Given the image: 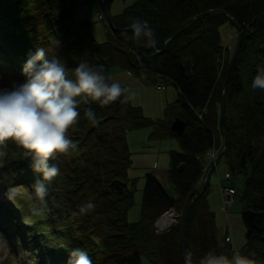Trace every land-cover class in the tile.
<instances>
[{
	"label": "trees",
	"instance_id": "trees-1",
	"mask_svg": "<svg viewBox=\"0 0 264 264\" xmlns=\"http://www.w3.org/2000/svg\"><path fill=\"white\" fill-rule=\"evenodd\" d=\"M77 1L0 0V63L5 68L2 88L25 83L23 66L43 47L49 57L57 56L70 70L84 60L94 67L103 66L108 76L117 66L128 73L144 72L146 78L158 76L168 81L178 94L169 110L180 109L185 129L180 136L172 135L169 119H148L130 102L118 100L106 106L82 103L79 122L68 132L76 147L50 161L60 169L47 197L52 211L34 213L42 205L34 198L32 186L42 180V174L32 170L31 159L24 157L22 148L8 141L7 148L0 150L5 153L0 155V178L26 193L17 198V207L8 206L1 212L7 223H13L16 235L35 246L32 255L37 264H67L74 248L86 251L92 264H145L142 259L147 264H184L181 223L161 234L155 233L153 225L169 209L184 212L205 176L204 153L211 147L217 152L222 148L219 106L222 77L231 57L222 67L216 62L221 52L217 28L229 20L216 13L196 20L167 41L164 52L141 65L139 48H147L149 40L132 38L131 29L121 32L108 27L106 41L97 43L91 23L75 17ZM113 1L103 0L102 5L114 28H127L133 20L144 23L158 50L165 39L206 11L227 14L240 29L239 51L226 78L221 122L227 148L222 159L231 175L245 177L239 213L245 245L238 251L242 255L254 252L253 258L264 264V90L251 87L258 68H264V0H137L115 15L110 12ZM53 38L59 41L58 47ZM186 61L191 62L190 77L183 70ZM69 78H73L71 72ZM86 108L95 112V123L85 117ZM145 128L151 129V138L176 140L179 150L167 153L166 176L173 195L151 173H145L139 218L128 222L134 206V184L129 185L127 176L131 167L127 134ZM207 189L193 201L187 215L183 247L196 261L209 251L229 257L232 253L230 245L217 241ZM89 202L95 208L79 215L78 205ZM26 220L31 222L30 228L21 225Z\"/></svg>",
	"mask_w": 264,
	"mask_h": 264
},
{
	"label": "clouds",
	"instance_id": "clouds-1",
	"mask_svg": "<svg viewBox=\"0 0 264 264\" xmlns=\"http://www.w3.org/2000/svg\"><path fill=\"white\" fill-rule=\"evenodd\" d=\"M133 37L151 39V33L144 23L131 25ZM56 47L59 41L53 38ZM69 72L73 78H69ZM22 74L26 82L12 89L0 88V150L7 148L12 141L24 150L25 158L31 159V168L42 174L32 186L34 198L42 207L34 209L37 215L51 212L47 197L55 178L60 174L59 167L50 163L58 154L67 155L76 146L68 136L69 129L79 122V106L98 102L102 106L116 101L128 104L136 93L118 82H111L103 66H91L82 60L75 68L68 69L61 60L49 57L45 48H38L30 55L23 66ZM252 89L264 90V68H258ZM85 117L96 122V114L91 108L84 111ZM0 155H5L0 151ZM15 188H10L9 199L14 198ZM95 208L92 203L78 205V214L85 215ZM255 253L242 255L234 251L231 257L224 253L209 251L194 260L191 252L185 253L184 264H258ZM67 264H92L86 251L74 248L69 253Z\"/></svg>",
	"mask_w": 264,
	"mask_h": 264
},
{
	"label": "rangeland",
	"instance_id": "rangeland-1",
	"mask_svg": "<svg viewBox=\"0 0 264 264\" xmlns=\"http://www.w3.org/2000/svg\"><path fill=\"white\" fill-rule=\"evenodd\" d=\"M135 1L137 0H114L112 5L110 4V12L114 15L119 14L125 7L132 5L131 3ZM78 2L80 5H78ZM96 13H102L99 0L77 1V5L75 6L74 10L75 17L82 20H87L91 23V34L95 41L101 44L107 39L105 35L107 33L108 24L104 16L98 20L95 16ZM217 30L219 32L221 52L219 55H217L216 62H218L219 66L222 67L226 64L228 57H232L235 52L234 49L238 41V31L234 28L230 21H225L222 23L220 26H218ZM154 48L155 50H158L156 47ZM3 71H5V68L0 66V73L2 74ZM109 76L111 77V82H118L123 87H127L136 93L135 99L130 103L134 107L138 106V108L141 109L143 114L142 116L153 120L169 119V106L177 99L178 94L175 87L168 81L163 82L158 76L155 78H143L141 74L135 75L133 73H128L117 66L112 67L109 70ZM2 85V80L0 79V88ZM157 86H160L159 90H156ZM151 132V129L145 128L130 132L129 135H127V145L131 153V167L128 169L127 176L129 179V185L132 183L134 184V206L131 208V210H129L127 215L128 222H135L138 220L137 218H139L142 191L141 187L143 186V177L145 173H151L153 177H155L161 183V186L166 188L168 194L173 195V191L167 184L166 174L169 168V159L167 153L170 150L178 151V145L174 137L162 139L160 137L151 138V136H149ZM204 154L206 163H208V166H206L205 169L206 172V170L212 166V163L216 159V154L213 151H211L209 154L206 151ZM228 170L227 164L223 161V159H221L219 164L211 172V180L209 182L206 195L207 205H209V210L214 215L217 241L219 244L223 243L224 238L228 236L230 238L228 245L231 246L232 255L234 251L240 250L241 247L245 245V230L239 214L243 207V203L240 202V196L243 191V182L245 177L244 175L242 176L238 174H228V176H226L225 174L229 173ZM227 187H233V189H235L234 194H236V196L232 202L230 210L227 213H223L221 212L220 208L223 205L222 203L225 197L224 192L226 190L225 188ZM10 188H15L13 200L9 199L8 196ZM23 193H26L23 188L18 189L17 187H11L4 178L0 180L1 204H9L13 201L17 202L16 200L18 196L23 195ZM166 212L173 213L174 210L169 209ZM157 222L159 221L156 220L153 225L155 233L159 232L155 228ZM26 223L28 225L27 221ZM15 243L16 242H14V244ZM9 244H13L12 241L7 240L6 242L4 237L0 235V255L7 257L5 264H32V261L29 258L31 248L25 245L24 252L17 254L18 249L16 247L18 246L16 244L15 252L10 253L9 246H7ZM142 260L145 264H147L144 259Z\"/></svg>",
	"mask_w": 264,
	"mask_h": 264
},
{
	"label": "water",
	"instance_id": "water-1",
	"mask_svg": "<svg viewBox=\"0 0 264 264\" xmlns=\"http://www.w3.org/2000/svg\"><path fill=\"white\" fill-rule=\"evenodd\" d=\"M99 4H100V7L102 9V11L104 12L103 15H105V18L107 20V23H108V26L109 28L111 29V31H128L131 29V25L133 23H137L135 20H133L130 24L129 27L127 28H124V29H115L113 24H112V20L109 16V14L107 13V11L104 9V6L102 5L103 4V0H99ZM215 13H219V14H223L229 21L230 23L234 26L235 29H237L238 31V35H237V44H236V47H235V52L233 54V56L231 57V61L227 67V69L225 70L226 72L224 73L223 77H222V94H221V99H220V106H219V112H220V118H219V122H220V128H219V133H221L222 135V149L218 152V155L216 157V159L214 160V162L212 163V166L206 170L205 172V176L203 178V181H202V187L201 189L199 190L198 193H195L193 198L185 205V209H184V212L182 214V222H181V227H182V230H181V240H180V247H181V253H182V258L185 259V252H184V247H183V244H184V240H185V231H186V223H187V218H188V212L190 210V208L192 207V203L195 199L199 198L200 196H202L203 192L205 191V189L208 187L209 185V181H210V178H211V172L212 170L215 168V166H217L219 164V161L220 159L222 158V156H224L226 154V148H227V134L226 132L223 131V128H222V119L224 117V107H225V97H226V78L228 76V73H229V70L231 68V66L233 65V63L235 62V59L237 57V54H238V48L240 46V42H241V33H240V29L238 28L237 24L235 23V21L233 19H231L227 14H224L223 12L221 11H218V10H215V11H206L205 13H202V14H199L197 16H195L190 23H188L187 25H185V27H183L182 29L178 30V31H175L174 34H172L171 36H169L167 39H165V41L163 42V46L161 48V50H155L154 48V39H153V36H152V33H151V39H150V42L148 43L149 46L147 48H139V56H140V59L142 61L143 64L147 63L151 58L155 57L156 55L158 54H161L162 52H164V49H165V44L167 41L169 40H172L173 38H175V36L181 34L182 32H184L186 29H188L190 26H192L196 20L198 19H201L203 17H205L206 15H212V14H215ZM145 27L149 30L148 26L145 25ZM150 32V30H149ZM148 52H152L150 53V55H146V53ZM183 70H184V73L186 74V77H190L192 72H191V62L189 61H186L184 62L183 64ZM179 111L180 109H171L169 115H170V122H169V132L172 134V135H175V136H180V134L183 133L184 129H185V123L184 121L179 117ZM182 167L183 165L181 164L179 167H178V171H181L182 170Z\"/></svg>",
	"mask_w": 264,
	"mask_h": 264
},
{
	"label": "built area",
	"instance_id": "built-area-1",
	"mask_svg": "<svg viewBox=\"0 0 264 264\" xmlns=\"http://www.w3.org/2000/svg\"><path fill=\"white\" fill-rule=\"evenodd\" d=\"M99 19L102 18L101 15H97ZM209 154V152H208ZM228 176V175H226ZM233 195H234V191L231 190V189H226L225 192H224V196H225V199H224V207L222 210L225 209V207L227 206H231L232 204V201H233ZM169 212H166L162 217L161 219L159 220V222L156 223L155 225V228L159 231V232H163V231H166L170 228V226H173L176 221L180 218L179 217V214H177L175 211L173 213H169ZM168 215H171V216H168ZM168 218V222L166 221H163L164 219Z\"/></svg>",
	"mask_w": 264,
	"mask_h": 264
},
{
	"label": "bare ground",
	"instance_id": "bare-ground-1",
	"mask_svg": "<svg viewBox=\"0 0 264 264\" xmlns=\"http://www.w3.org/2000/svg\"><path fill=\"white\" fill-rule=\"evenodd\" d=\"M223 207H224V204L222 205V207L220 208V210H221V212H223V213H227L229 210H230V207L229 206H227V207H225V209L224 210H222L223 209ZM168 218H166V219H164L163 221H166V222H168ZM224 242L226 243H229L230 241H229V238L226 236L225 238H224ZM220 244H222V243H220Z\"/></svg>",
	"mask_w": 264,
	"mask_h": 264
}]
</instances>
